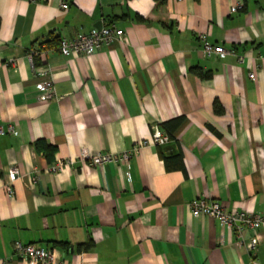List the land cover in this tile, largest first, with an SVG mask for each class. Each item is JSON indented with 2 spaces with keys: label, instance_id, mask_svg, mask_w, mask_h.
I'll use <instances>...</instances> for the list:
<instances>
[{
  "label": "crops",
  "instance_id": "crops-1",
  "mask_svg": "<svg viewBox=\"0 0 264 264\" xmlns=\"http://www.w3.org/2000/svg\"><path fill=\"white\" fill-rule=\"evenodd\" d=\"M108 24L124 42L90 56L46 43ZM201 36L230 53L205 57ZM0 125L15 129L0 137V264H29L15 241L66 264H264V228L237 234L188 206L264 216V0H0ZM82 153L129 158L87 167Z\"/></svg>",
  "mask_w": 264,
  "mask_h": 264
},
{
  "label": "built area",
  "instance_id": "built-area-1",
  "mask_svg": "<svg viewBox=\"0 0 264 264\" xmlns=\"http://www.w3.org/2000/svg\"><path fill=\"white\" fill-rule=\"evenodd\" d=\"M61 9L66 11L68 4L62 2ZM241 9L240 5L234 6L231 11L236 12ZM202 53L207 58L223 57L226 53L222 46H214L206 40V36L200 37ZM124 42L123 30L117 28L114 24H108L102 26L100 29H92L86 33H76L71 37L60 38L58 44L59 53L62 56H90L103 47L111 46L115 43ZM36 52L31 51L28 53V58L33 65V58ZM35 77L38 79V86L40 94L38 100L43 103L50 102L57 99L54 82L51 76V72L48 67L44 66L41 69L35 71ZM250 79H254L253 74H249ZM6 134H15V129L12 125L6 127L0 125V137ZM153 141L159 146H163L168 143L169 138L166 136L159 127H155L153 130ZM128 154H122L121 156L114 154L98 153L95 155H88L82 153L80 160L87 167H94L108 163H117L120 160L127 161ZM74 160L71 158L60 159L50 164L48 172L51 174H57L66 168L72 167ZM8 179L10 185L5 190L7 194H12V185L19 177V171L17 168L12 167L8 170ZM190 213L193 218L200 216H207L222 226L230 228L237 234L245 229L257 231L260 228H264V216H256L250 213H227L223 206L217 201H206L203 198L195 199L189 203ZM257 240H253L249 247L252 248L256 245ZM13 254L17 259L25 261L29 264H66L63 259L58 257L55 252L47 248L38 247L33 244H22L19 241H15L12 244ZM12 259H9L4 264H10Z\"/></svg>",
  "mask_w": 264,
  "mask_h": 264
},
{
  "label": "trees",
  "instance_id": "trees-1",
  "mask_svg": "<svg viewBox=\"0 0 264 264\" xmlns=\"http://www.w3.org/2000/svg\"><path fill=\"white\" fill-rule=\"evenodd\" d=\"M59 40L60 39H58V38H53L52 37V39L51 40H49L48 42H46V43H51V44H56V42H57V44H59ZM33 61L34 62H36V58L34 57L33 58ZM194 72L197 74V75H200L201 76V71H200V69H198V68H196V69H194ZM36 146H37V148L39 149V150H43V151H48V150H52L53 151V148L52 147H49V146H46L44 143H36ZM84 250H86V249H88V247H84L83 248ZM79 251L81 250V248H79L78 249Z\"/></svg>",
  "mask_w": 264,
  "mask_h": 264
},
{
  "label": "water",
  "instance_id": "water-1",
  "mask_svg": "<svg viewBox=\"0 0 264 264\" xmlns=\"http://www.w3.org/2000/svg\"><path fill=\"white\" fill-rule=\"evenodd\" d=\"M101 28V27H100ZM100 28H97V29H100Z\"/></svg>",
  "mask_w": 264,
  "mask_h": 264
}]
</instances>
